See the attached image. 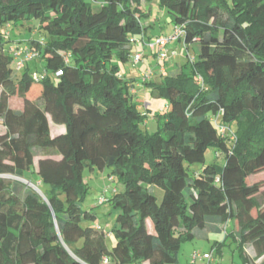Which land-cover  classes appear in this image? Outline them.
Returning a JSON list of instances; mask_svg holds the SVG:
<instances>
[{"label": "trees", "instance_id": "16d2710c", "mask_svg": "<svg viewBox=\"0 0 264 264\" xmlns=\"http://www.w3.org/2000/svg\"><path fill=\"white\" fill-rule=\"evenodd\" d=\"M151 3L0 0V29L31 22L43 34L7 44L0 31V264H178L181 244L208 230L224 235L216 255L230 240L237 264H264V0H157L198 52L138 81L168 102L153 133L116 64L145 37ZM14 48L25 49L21 69ZM48 114L64 126L55 136ZM209 149L220 164H206ZM87 168L113 183L98 204L117 212L110 250L83 210ZM27 172L40 194L5 177Z\"/></svg>", "mask_w": 264, "mask_h": 264}, {"label": "rangeland", "instance_id": "374dc122", "mask_svg": "<svg viewBox=\"0 0 264 264\" xmlns=\"http://www.w3.org/2000/svg\"><path fill=\"white\" fill-rule=\"evenodd\" d=\"M151 6L153 7V13H157V19L155 20V27L149 28L148 36H152V42L155 41V39L161 35V36H171L173 34V25L170 22V18L168 17L167 13L158 7L157 0H152ZM156 9L162 10V12H158ZM147 22V21H146ZM31 23V22H30ZM30 23H24L23 25L19 26H12L10 29H8L6 26L1 28L0 31L3 35L9 31L10 37L8 38L5 36V41H7V44H10L11 42H19L20 44L24 45L27 43L28 40H38L43 37V34L35 32L33 29L30 31L28 29V25ZM36 24V22H34ZM37 25V24H36ZM176 53V57L169 59L171 61V64H165V63H158L156 59V54L151 53L152 59H153V65L151 66H144V58H142V61L139 65H134L132 62V57L134 56V52H131L130 59L127 62H117L119 72L121 75H124L126 79L133 80L134 83H136L140 79V75L149 70L152 72H158L157 69L160 67H164L166 72L167 71H175L176 68H172L173 70H170L171 66H174V63L178 64V67L184 66L188 64L189 59L193 58L196 60L197 58V52H198V44H192L188 46V49L184 46L183 40L181 39L179 42L175 43L173 45V48L171 49ZM171 65V66H170ZM154 82H158L159 75H155L152 79ZM137 91L135 92V94ZM134 94V95H135ZM34 95L31 93L30 97L32 98ZM148 104V117L145 120V123L140 126L141 130L153 133L157 130V121L155 120V117L162 113L166 107H168V102L163 97L156 96L155 92L152 90H146V92L143 93V103L141 105ZM140 105V104H139ZM11 109H17L21 106L20 100L18 98H12L10 101ZM145 108L143 111L145 112ZM49 119V125H50V133L51 135L55 136L62 132V129H64V126L62 124H55L51 118V115L48 114ZM4 126L0 124V132H3ZM205 162L206 164L216 162L221 163V158H217L215 154L214 149H209L205 154ZM200 168V165H194L192 166V170H198ZM264 174L257 177H263ZM8 179H13L12 176H5ZM83 177L84 182L88 185V190L85 195V201L83 203V210L85 211H92L94 212L96 219L94 221V225H98L103 230L105 236V244L107 248L110 250L114 246L116 242L115 236L112 234V230L115 225L117 212L113 211L109 204L99 205L98 206V199L104 195H108L110 190L113 187V183L110 181V179L107 176V171H99V170H90L85 169L83 171ZM23 180L27 181L28 183H31L32 187L36 190H39L40 182L37 180V176L32 173H25ZM256 178V177H255ZM37 180V181H36ZM31 188V187H30ZM156 192V197L160 201L163 195V191L159 188H153ZM97 205V206H96ZM150 223V222H149ZM149 230L153 232V228L150 224H148ZM223 240V234H211L208 240L200 239L199 237L191 242H184L181 244L180 249L177 254L178 264H193L194 262L196 264H237L239 262V256H238V250L236 248V244L230 240L226 241L225 245L221 247V253L220 255H216L215 251H211L212 244L215 241L221 242ZM249 253H252V251L249 249ZM199 254L200 256H203L204 254L211 255V258L209 260L207 259H201L198 258L195 261H193V254Z\"/></svg>", "mask_w": 264, "mask_h": 264}, {"label": "built area", "instance_id": "2783aa9c", "mask_svg": "<svg viewBox=\"0 0 264 264\" xmlns=\"http://www.w3.org/2000/svg\"><path fill=\"white\" fill-rule=\"evenodd\" d=\"M183 38V32L178 28V27H173V34L171 36H158L154 42L150 41L146 43L145 37L137 38L132 41L134 44H142L147 47H149L155 54H156V59L158 63H165L167 64L169 62V59L176 57V53L171 50L173 48V45L177 42H179ZM13 55H14V63L16 65L17 69H21L23 67V58L25 56V49H19V48H14L12 50ZM32 54H27L26 58L30 59L32 58ZM143 54L142 52H137L134 54L132 58V62L134 65L140 64L142 61ZM166 72L164 67H160L158 69V72H152V71H145L140 75L139 82L145 83L147 81H150L153 79L155 75H161ZM136 89L133 88L131 89V93L135 94ZM148 107V104L141 105L139 109H146ZM221 132L225 131V128H221ZM105 201L104 196L100 197L98 199V204H102ZM201 258V259H207L209 260L211 258V255L209 254H204L203 256H200L199 254L194 253L193 254V261L196 259ZM106 263V262H105Z\"/></svg>", "mask_w": 264, "mask_h": 264}, {"label": "crops", "instance_id": "0c3cea01", "mask_svg": "<svg viewBox=\"0 0 264 264\" xmlns=\"http://www.w3.org/2000/svg\"><path fill=\"white\" fill-rule=\"evenodd\" d=\"M152 9H153V7H152ZM158 12H162V10H160V9H156ZM157 19V13L155 12V13H153V10H152V12H151V17L147 20V22L145 21L144 22V24H145V27H146V30H145V40H146V43H148V42H150V41H152V36L150 37V36H148L149 35V32H148V29L149 28H154L155 27V20ZM159 36H161V35H159ZM134 52V54L135 53H137V52H142V54H143V58H144V66H146V67H148V66H151V65H153L152 63V61H153V59H152V56L153 55H151V53H153L154 54V52L149 48V47H147V46H145V45H142V44H134L133 46H132V50H131V52ZM168 64H171V61H169L168 62ZM139 65V64H138ZM171 66V65H170ZM174 68H176V71L179 69V67H178V64L177 63H174V66L172 65L171 66V68H170V70H173ZM158 70V69H157ZM174 71V70H173ZM124 76V75H123ZM139 81V80H138ZM138 81L135 83V85H137L136 87V89H137V93H136V101H137V103L138 104H142L143 103V93L144 92H146V90H151L150 89V87H148V86H146V85H138ZM48 121H49V119H48ZM50 124V123H49ZM3 130H4V128H3ZM64 129H62V131H63ZM226 229L228 230V231H232V230H234V226H233V223H229L228 225H227V227H226ZM223 234V232H221V231H216V230H208V231H204V232H202V233H200V235L198 236L200 239H203V240H208L209 239V237H210V235L211 234ZM223 238H224V235H223ZM215 242H218V241H215ZM214 242V243H215ZM213 243V244H214ZM213 244H212V246H213ZM212 248V247H211ZM249 249H248V247L246 248V252L247 253H249V251H248Z\"/></svg>", "mask_w": 264, "mask_h": 264}, {"label": "water", "instance_id": "95a60500", "mask_svg": "<svg viewBox=\"0 0 264 264\" xmlns=\"http://www.w3.org/2000/svg\"><path fill=\"white\" fill-rule=\"evenodd\" d=\"M14 180L20 181L27 185L28 187H31L33 190H35L38 194H40L39 190H36L35 188L32 187L31 183H28L27 181L21 179V178H13Z\"/></svg>", "mask_w": 264, "mask_h": 264}]
</instances>
